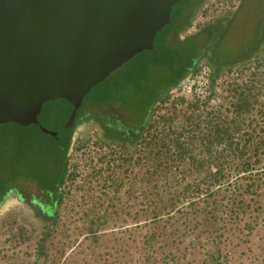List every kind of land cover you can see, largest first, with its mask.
<instances>
[{
  "label": "rangeland",
  "instance_id": "rangeland-1",
  "mask_svg": "<svg viewBox=\"0 0 264 264\" xmlns=\"http://www.w3.org/2000/svg\"><path fill=\"white\" fill-rule=\"evenodd\" d=\"M207 1L197 5L192 24ZM238 3L179 34L180 41L214 28L216 41L155 102L141 135L112 140L98 110L87 108L93 116L80 122L84 129L122 145L117 167L99 173L108 192L86 203L62 200L53 209L40 191L43 202L36 204L10 195L0 205V264H264V32L251 52L239 55L250 33L243 16L232 25ZM179 54L175 71L157 50L111 74L112 82L129 77L119 93L128 104H118L120 110L135 116L141 92L159 94L189 58ZM69 110L66 100L47 102L40 123L62 132ZM26 125L20 132L17 123L0 124L2 177L17 154L16 135L51 139Z\"/></svg>",
  "mask_w": 264,
  "mask_h": 264
},
{
  "label": "water",
  "instance_id": "water-1",
  "mask_svg": "<svg viewBox=\"0 0 264 264\" xmlns=\"http://www.w3.org/2000/svg\"><path fill=\"white\" fill-rule=\"evenodd\" d=\"M180 1L0 0V124H38L56 99L73 123L95 86L154 48Z\"/></svg>",
  "mask_w": 264,
  "mask_h": 264
},
{
  "label": "trees",
  "instance_id": "trees-1",
  "mask_svg": "<svg viewBox=\"0 0 264 264\" xmlns=\"http://www.w3.org/2000/svg\"><path fill=\"white\" fill-rule=\"evenodd\" d=\"M201 2L202 0H181L178 2L172 10V21L157 33L154 48L145 50L160 51L166 61L169 62L172 68L171 70L173 71L176 70L175 62L177 58L180 59L179 53L182 51L188 53V60L183 63L181 70L175 74L174 80L170 86L177 84L190 73L195 62H197L199 58L207 52V48L212 47L216 41V30H214V28L209 34L208 30L203 29L193 36L191 35L180 41L178 39L179 34L191 26L197 5ZM216 75L217 73L215 72L214 77ZM111 78L110 75L106 80L98 84V90L95 93L91 94V90L86 96L83 105L78 109L77 117L73 123L69 121L72 105L66 100L70 104V110L64 121L66 124L63 122L65 128L62 132H57L56 136L48 135L51 137L50 141L41 140L39 138L35 139V135L31 136L33 138H30V135H16L13 138L14 143L17 145V154L11 157L12 161L8 162L6 167V192L11 189L10 184L15 178L37 179L39 191L43 194H47L50 198V202L47 206L52 209L56 207L61 201L59 187L65 175L66 153L71 143L75 126L82 120L93 116L87 111L90 105L92 106L91 108H96L98 110V121L104 129L105 135H110L112 140H116L123 134L127 136L131 135L132 139L142 134L143 126L137 135L134 134V132L137 131V125L141 126V123L125 120L123 115L125 113L124 110H120V107L117 106L118 104L124 106L128 104L125 101L124 104L122 103L119 94L123 93L128 88L129 77L127 73L113 82ZM162 92L163 91L157 94V96L161 95ZM156 98V96L152 97L150 104H152ZM246 100L247 98H244L242 95L240 96L241 104L239 108L247 107L245 103ZM30 122L42 131L40 126L32 120L26 123H17L20 132H23L22 128L27 126L26 124ZM116 135L118 136L116 137ZM213 138L215 139V136H213ZM6 140L9 139L7 138ZM33 140H35L37 144ZM39 202L42 203L43 200L39 199Z\"/></svg>",
  "mask_w": 264,
  "mask_h": 264
},
{
  "label": "built area",
  "instance_id": "built-area-1",
  "mask_svg": "<svg viewBox=\"0 0 264 264\" xmlns=\"http://www.w3.org/2000/svg\"><path fill=\"white\" fill-rule=\"evenodd\" d=\"M231 1V2H230ZM210 0L198 12L192 27L206 24L227 11L229 3L235 0ZM85 124L76 125L66 153V170L59 187L61 201L71 203L74 197L78 203L88 201L108 192L109 181L98 180L99 173L111 172L123 155L122 145L102 138L96 128L84 129ZM78 198V200H77ZM86 203V202H85ZM71 206V205H69ZM87 213V212H85ZM85 213H80L84 215Z\"/></svg>",
  "mask_w": 264,
  "mask_h": 264
},
{
  "label": "flooded vegetation",
  "instance_id": "flooded-vegetation-1",
  "mask_svg": "<svg viewBox=\"0 0 264 264\" xmlns=\"http://www.w3.org/2000/svg\"><path fill=\"white\" fill-rule=\"evenodd\" d=\"M238 1L239 3L234 8L236 10V13L232 18V25H235L238 18L240 16H243L244 22L246 24V28H245L246 32L250 33L249 34L250 40L249 43H247V45L241 49V53L239 55H244V54L246 55L248 54V52H251L252 49H254L262 39V35L264 32V0H238ZM195 64L190 70V73L193 72ZM173 80L174 78H172L171 82H169V84L165 86V88L162 90L163 92L161 93V95L158 96L156 95L157 98L152 104H150L152 97L149 98L145 96V94L143 93L140 94L141 102L140 103L135 102L134 104L135 116L133 115L130 117L129 115H127L128 114L127 112L123 114L126 120L137 121L141 123V126L137 125V131H135L134 134L137 135L140 132L141 128H143L146 125L147 121L151 116L152 107L154 106L155 102L159 100L163 96V94H165L168 90L172 89L181 82L180 81L177 84L170 86ZM37 125L41 126V123H38ZM117 136L118 135H116V137ZM124 137H128V139H132L131 135ZM6 177L0 176V205L12 194H15L20 200L24 201L25 203L36 204L39 201V188L37 184V179H33V178L28 179L22 177L15 178L10 184L11 189L8 192H6V185H7ZM48 208L50 209V207L47 206V209ZM48 211L52 213L51 210Z\"/></svg>",
  "mask_w": 264,
  "mask_h": 264
}]
</instances>
